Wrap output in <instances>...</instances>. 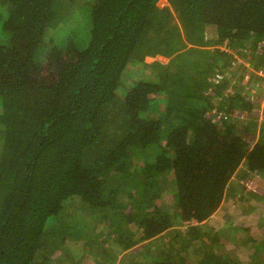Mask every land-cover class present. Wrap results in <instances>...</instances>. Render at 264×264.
Wrapping results in <instances>:
<instances>
[{
    "label": "trees",
    "instance_id": "trees-1",
    "mask_svg": "<svg viewBox=\"0 0 264 264\" xmlns=\"http://www.w3.org/2000/svg\"><path fill=\"white\" fill-rule=\"evenodd\" d=\"M234 52L261 82L264 0H0V264H57L68 240L84 241L61 253L70 264H115L102 234L83 236L85 219L108 220L119 248L146 256L177 231L147 264H188L173 245L203 233L238 242L175 229L207 220L228 191L264 199L261 102ZM262 225L241 238L249 264H264Z\"/></svg>",
    "mask_w": 264,
    "mask_h": 264
},
{
    "label": "rangeland",
    "instance_id": "rangeland-1",
    "mask_svg": "<svg viewBox=\"0 0 264 264\" xmlns=\"http://www.w3.org/2000/svg\"><path fill=\"white\" fill-rule=\"evenodd\" d=\"M214 34V30H209V36H212ZM228 50L234 51L232 48H229ZM234 55L237 56L238 61H245L246 64L249 66V69L246 70L245 76L243 77L244 80H241L242 83H245V85L250 81L248 85H252L253 93L257 97V100L261 102L259 105V108H257V111L254 115V118L256 121H258V128L257 132L258 135H261L262 129H263V118H264V79L261 82H257L255 79L252 78V74L250 72V68L253 70L254 65L250 61L245 60L244 56L234 52ZM164 58V62H170L171 57L170 55H161ZM158 58H160V55H158ZM156 57L149 56L148 60H154ZM261 74L264 75V70L259 71ZM227 74H231L230 70L226 69ZM248 80V81H247ZM244 85V84H243ZM213 102L215 103L218 98L217 96H213ZM213 103V104H214ZM239 112H242L239 110ZM244 113V112H242ZM230 191H228V195L223 199L221 205L219 208L207 219L202 222L197 220H192L189 222L184 221L182 224H177L175 226V229H180L181 235L184 233L181 232V230L185 231L184 229L188 225L192 224H204L205 231L209 232L211 228L214 229V231L217 232V238H222L223 240H226V238H232V236L238 237V242H231L229 241L224 242V248L220 247L218 243L216 244V241H212V238L209 236V233L204 234L201 239H197L194 241L192 240V243L187 242V247L184 245H179L175 243L173 245V251L176 252L178 258H180L179 254H183L187 258L188 264H201L202 260L204 259V255L206 252L213 251L215 253L224 255V253H227L231 259L234 260V257H238L240 260L243 261L239 262V264H249L248 261L252 259V248H249L244 243H241V238L247 233L245 230L246 226H251L252 233L255 235H261L260 228L263 227L260 226V222L262 217H264V199H259L257 197H253L251 194L248 193L247 198L243 199L239 196L242 195L240 189L237 188V190H234V194H230ZM232 193V192H231ZM173 198L168 192H164L162 196L157 198V202L159 204H163L167 207H170ZM71 211V212H70ZM74 211V210H73ZM71 209H69V212H73ZM87 214V213H86ZM80 219V218H79ZM80 221V220H79ZM85 223H81L80 227L82 230H86V233L83 236H86L89 238H97L101 234L103 235L102 238H106L107 245L109 248H114L115 258L116 262L115 264H135L136 262H142L144 264L146 263V260H149L151 258H160L162 257V252L159 254L158 251H160L156 246L159 245V247L163 246V244H167V241L169 239H172L175 235V232L172 231L174 229H169L168 231L164 232L162 235H159L156 237L155 241V248L152 249L150 254H147V256L141 251L142 248H138V246L134 247L132 252L130 250H124L119 248L118 244L114 240V235L109 233L111 230L109 227V221L108 220H102L100 221L97 226L94 225V223L89 224L88 220H84ZM92 221H94L92 219ZM91 221V222H92ZM93 224V225H92ZM234 228H232V227ZM172 231V232H171ZM185 236H187L185 234ZM190 234L187 236V239H189ZM84 237V238H86ZM84 241H71L68 240L65 242V245L62 247L56 249L53 253V257L57 264H70L71 258L68 256H64L62 259L60 258L61 253L64 252L65 249H70L71 251H74L76 247H78V250L82 249V244ZM106 244V243H105ZM220 244V243H219ZM145 249H143L144 251ZM79 251H74V254H78ZM96 252V251H95ZM98 253V252H96ZM96 253L90 252V255H94ZM147 253V251H146ZM252 254V255H251ZM234 263V262H233ZM75 264V263H74ZM236 264V263H234Z\"/></svg>",
    "mask_w": 264,
    "mask_h": 264
},
{
    "label": "bare ground",
    "instance_id": "bare-ground-1",
    "mask_svg": "<svg viewBox=\"0 0 264 264\" xmlns=\"http://www.w3.org/2000/svg\"><path fill=\"white\" fill-rule=\"evenodd\" d=\"M216 77L217 78H222L223 77V74L221 72H218Z\"/></svg>",
    "mask_w": 264,
    "mask_h": 264
},
{
    "label": "crops",
    "instance_id": "crops-1",
    "mask_svg": "<svg viewBox=\"0 0 264 264\" xmlns=\"http://www.w3.org/2000/svg\"><path fill=\"white\" fill-rule=\"evenodd\" d=\"M217 79H219V78H217Z\"/></svg>",
    "mask_w": 264,
    "mask_h": 264
}]
</instances>
